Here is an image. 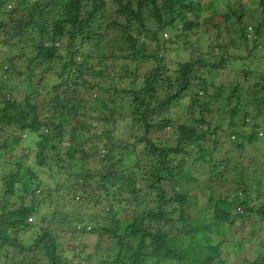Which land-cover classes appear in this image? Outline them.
Masks as SVG:
<instances>
[{"label": "trees", "instance_id": "16d2710c", "mask_svg": "<svg viewBox=\"0 0 264 264\" xmlns=\"http://www.w3.org/2000/svg\"><path fill=\"white\" fill-rule=\"evenodd\" d=\"M240 1L0 0V264H82L67 232L98 236L91 264H264L263 167L242 160L264 155V68L244 56L264 58V0Z\"/></svg>", "mask_w": 264, "mask_h": 264}, {"label": "rangeland", "instance_id": "374dc122", "mask_svg": "<svg viewBox=\"0 0 264 264\" xmlns=\"http://www.w3.org/2000/svg\"><path fill=\"white\" fill-rule=\"evenodd\" d=\"M206 1V0H204ZM211 0H209L210 2ZM240 2L244 3L247 5V10H249L251 13H255L256 11V8H257V2H252V0H241ZM219 7L222 8L223 6V2H221L219 5ZM247 20L251 21L249 17L246 18ZM256 21V20H255ZM210 28H209V31H210V35L211 37L214 39L215 37V27L209 25ZM6 49H10V47H6ZM179 51V55H177L175 52H176V49H173L172 52H171V59L175 61H178L181 57H183V53L180 52L181 49L179 50V48L177 49ZM238 53H244L243 50H238L237 51ZM244 56H248L249 59L247 61L248 64H251L253 63L252 61H249L251 59H253L255 65H259L260 67L264 68V58H260L259 57V54H256V55H247V53H244ZM178 57V58H177ZM229 77V74L227 73H224L222 74L221 78L222 79H226L229 80L230 78ZM16 80H14L13 82H15ZM15 84H18L20 85L19 89L22 90L23 88L25 89V85H23L21 82H16ZM174 114H173V117H174V120L177 119V116H183L184 118L186 117L184 114H183V110L181 108H177L175 109L174 111ZM263 117L259 118L258 121L259 123L264 126V122H263ZM180 120V119H179ZM226 127V125H225ZM123 130V128H122ZM246 132V131H245ZM263 134H262V133ZM260 135L261 137L264 136V128L262 127L260 129ZM151 138H155V139H166L168 137L171 136V129H162V130H153L150 135H149ZM36 135L33 134V133H28L23 141H22V145L24 147H32L34 144H35V141H36ZM232 140L233 137H232ZM262 147L264 149V143L262 144ZM252 149H249L245 152L244 156H242V160L246 163V164H249L250 161H254V165L257 163L255 162V160H257L258 162H260L261 166L263 167V170L261 172V174L263 173V176H264V155L261 156V157H257L255 152H252L251 151ZM21 151L20 148H16V152H19ZM237 154H240L239 152H236ZM238 156V155H237ZM133 157V156H131ZM206 174L207 172L205 170H203V172H196L195 175L198 176L199 178L201 179H204L206 177ZM50 183H53L52 181H50ZM55 184V183H53ZM229 185V184H228ZM228 185H223V186H217V185H213L215 191L217 193H221V192H226V188L228 187ZM55 186V185H54ZM1 188V186H0ZM203 186L201 184H197V185H194L191 189H190V193L194 194L196 196V199L199 203L200 206L204 207L206 206L205 204H207V196H204L206 195L203 191ZM1 191V190H0ZM63 192H65V190L63 188L61 189H58V190H54V203H56V201L59 199H61L62 201V195H63ZM130 197V194L129 193H126L125 194V199H123L122 202H119L117 201L115 203V208H118V209H121L123 210L124 208L126 209L124 212H122V215H126L130 212V208L128 207V200L126 198ZM132 199V198H131ZM50 200H48L47 202H50ZM103 206V204L101 205ZM67 207L64 206V205H60L59 207V210L61 209H66ZM46 206L42 207V209L40 210V212L37 214V217L39 219V223L41 222V216L42 214L44 213V215H47L49 218L50 217H53V213H54V209L53 207L51 208H48L46 209ZM58 218V217H57ZM56 218V221L52 220L51 221V228L52 230L55 231V227L58 226V222H57V219ZM111 219V217H108L106 218V223H108V221ZM38 222V221H37ZM264 228V227H263ZM230 231H231V235H228V237L231 236V239H235L234 236H238V237H241V236H245V237H248L249 234H250V225L249 223L247 222H242L240 219L238 220V222H236V224L234 226H231L230 228ZM33 234V233H32ZM37 234V233H36ZM34 236H35V233H34ZM107 238V237H106ZM224 238V237H223ZM260 239V238H259ZM259 239H257L253 244L252 243H247L245 244V247H244V250L240 251L238 249L239 252V257H244V256H248L250 255V252L251 251H255L259 252L260 249H263V246L260 245L259 243ZM97 243H98V236L96 234H85V235H81V234H74V233H71V232H67V233H62L59 235L58 237V250H64L63 254L65 256H68L69 259H74L75 262H79L81 261L82 264H91V263H94L97 261V259L99 257H101V254L100 255H96V246H97ZM237 249V248H236ZM104 253V250L101 249ZM264 250V249H263ZM89 254H93L92 256V260H88L86 259L87 255ZM79 256V257H74V256ZM105 255V254H103ZM226 257V256H225Z\"/></svg>", "mask_w": 264, "mask_h": 264}, {"label": "clouds", "instance_id": "9594fccd", "mask_svg": "<svg viewBox=\"0 0 264 264\" xmlns=\"http://www.w3.org/2000/svg\"><path fill=\"white\" fill-rule=\"evenodd\" d=\"M165 36H167V34L165 33Z\"/></svg>", "mask_w": 264, "mask_h": 264}, {"label": "built area", "instance_id": "2783aa9c", "mask_svg": "<svg viewBox=\"0 0 264 264\" xmlns=\"http://www.w3.org/2000/svg\"><path fill=\"white\" fill-rule=\"evenodd\" d=\"M31 219V218H30Z\"/></svg>", "mask_w": 264, "mask_h": 264}]
</instances>
